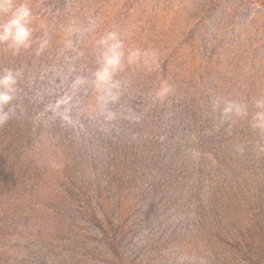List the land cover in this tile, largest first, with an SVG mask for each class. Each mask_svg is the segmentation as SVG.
Wrapping results in <instances>:
<instances>
[{"label":"trees","instance_id":"trees-1","mask_svg":"<svg viewBox=\"0 0 264 264\" xmlns=\"http://www.w3.org/2000/svg\"><path fill=\"white\" fill-rule=\"evenodd\" d=\"M110 1L104 0L101 5ZM76 2L43 0L37 11L46 10L44 15H54L48 19L56 26ZM216 2L208 5L207 13L225 17L224 8L216 6ZM241 3V0L234 1L227 14L236 26L249 21L252 15L247 5ZM96 19V15L91 16L88 26L93 27L98 22ZM86 27L83 24L75 30L69 41L70 50L65 45L60 47L65 48L60 53L66 57L65 65L63 62L62 66H51L53 71L46 72L49 81L46 79L41 90L34 88L31 92H25L13 77L11 87L5 86L9 78V59L5 55L6 45L0 40V84L7 90L0 92V96L10 97L7 103L0 102V264H9L8 261L20 264L26 253L32 254L38 264L52 263V258L43 257L41 252L53 245V224L45 228L36 224L42 211L38 201L32 200H39L35 197L37 190L33 189L45 180L49 165L45 159L46 148L61 151L53 139H58L59 135H76L77 126L90 119L82 110L101 72L95 71L91 76L75 66L76 62L87 58L86 54H78L73 59L70 56L88 37ZM41 34L28 32L34 47L41 46ZM209 47L204 44L200 49L198 59L202 69L203 66L213 67L217 50L215 47L208 50ZM261 48L264 49V44ZM102 54L99 51L88 55L93 58L85 62L95 63L97 68L100 62H106L101 60ZM224 67L220 66L221 72ZM12 70L14 73L17 68ZM57 74L66 78L62 80ZM199 74L196 80L195 75L184 80L173 79V85L180 84L191 100L188 103L177 98L178 110L167 117L166 114L156 116L157 124L170 120L169 134L154 125L150 127L153 131L136 136L137 149L133 151L147 149L153 153L139 160L133 172L116 178L117 183L109 176L103 179L102 175L84 183L79 179L59 181L55 196L65 205L64 215L69 220V236L72 237L65 242L66 245L75 242L79 253V258L72 260L75 264H179L182 260L194 264H264V125L261 124L264 120L260 117L251 129L237 124V107L227 104L229 92L222 100L219 97L221 88L231 87V78L220 72L218 77L210 71ZM141 77L138 88L153 92L147 79ZM172 78L165 74L164 80L172 81ZM160 88L159 85L157 89ZM111 96L108 93L103 101ZM247 98L245 113L261 115L256 97L247 94ZM192 104L197 105L192 107ZM21 109L25 118L13 116ZM133 109L135 105L129 111L131 117L135 116L132 119L138 113L140 116V111ZM50 112L57 119L54 127L50 125L56 133L46 122ZM216 119L219 122H215ZM38 122L42 127L37 136H42V143L32 139L21 147L22 142L11 139L13 134L21 135L18 128L25 129L27 134L29 126ZM3 129L11 133L10 138L3 135ZM134 146L132 144V148ZM20 166L25 167L22 176L16 172ZM12 189L20 193L13 202L7 198ZM6 191L9 193L3 199ZM181 192L186 196L187 206L165 202L172 198L177 200ZM162 198L160 203L158 200ZM152 202L159 203L160 210L149 216L146 205ZM48 208L53 220L55 206ZM9 210L15 213L12 230L5 217V211L9 213ZM200 237L204 238L202 243L200 241L206 251L204 256L198 257L193 250H188L186 255L182 253V245L189 244L188 249L193 248ZM152 239L156 241L154 249Z\"/></svg>","mask_w":264,"mask_h":264},{"label":"rangeland","instance_id":"rangeland-1","mask_svg":"<svg viewBox=\"0 0 264 264\" xmlns=\"http://www.w3.org/2000/svg\"><path fill=\"white\" fill-rule=\"evenodd\" d=\"M42 1L7 0L11 4V9L0 12V31L13 20L14 12L19 9L27 12L23 23L27 39L19 44L13 39L3 40L6 45L5 55L9 59L7 65L10 69L8 83L5 86L11 87L10 79L13 77L25 92H31L34 88L41 90L46 79L49 81L47 73L50 72L48 70L53 71L51 66L58 67L60 64L62 66L63 62L65 65L66 57L60 54L65 48L60 47L65 45L64 47L70 50L69 41H72L71 37L75 30L81 28L83 24L87 26L88 37L84 43L79 44V50L74 51L70 56L73 59L78 54L81 56L86 54L87 58L79 60L75 66L91 76L95 71L101 72L97 74L96 88L82 110L90 119L77 126L76 135L70 134L74 138L59 135L58 139H53L61 151L46 148L45 159L49 165L44 175L45 180L39 185L36 184L33 189L37 190L35 197L39 200L37 198L32 200L38 201V207L42 211L35 221L38 222L36 224L44 228L53 224L51 236L53 245L47 247L41 255L52 258L51 264H75L74 261L79 255L75 242L69 245L65 242L66 238H72L69 236V220L64 215L65 205L55 196L59 181L62 178L73 182L79 179L84 183L102 175L103 179L109 176L117 183L116 178L126 172H133L140 163L139 160L153 153L147 152V149L141 152L133 151L137 149L136 136H141L144 131H153L150 127L154 125L163 133L169 134L170 120L166 119L157 124L156 116L166 114L167 117L171 112L178 110L175 106L177 98L188 103L191 100L190 94L184 92L180 84L173 85L174 78L177 81L195 75L193 79L196 80L199 73L206 74L210 71V74H216L218 77L220 72L221 75L231 78V87L221 88L219 97L222 100L224 94L229 92L230 102L227 104L237 107L236 123L251 129L260 117L264 120V49L261 48L264 44V0H241V4L247 5L252 12L250 20L242 22L241 26L234 25L232 18H227L229 9L236 0H217L215 3L216 6L224 8L226 18L222 14L211 16L207 13L208 5L214 0H112L105 5H101L104 0H75L76 5L69 8V12L58 20L56 26L48 19L54 15H44L46 10H43V13L37 11ZM94 15L98 22L93 24V27H89L88 21ZM234 17L237 18L236 15ZM28 32L39 34L42 32L39 37L42 48L32 45ZM204 44L210 46L208 50L215 47L217 51L211 64L213 67L207 68L202 65V69L198 58ZM99 51L103 53L101 60H106L105 64L100 62L95 68V63L85 62L93 58L88 55ZM114 56L119 62L110 65L108 61ZM233 60L236 63H233ZM221 65L225 66L222 72ZM15 67L17 70L13 73L12 69ZM165 74L173 77L172 81L166 82ZM0 75H2L1 69ZM57 75L62 80L66 78L61 74ZM141 75L154 88L153 92L138 88ZM101 76H105V79L102 80ZM159 85L160 90L157 89ZM165 88L167 91H164ZM0 92H7L1 84ZM108 93L112 96L103 101ZM153 93L156 94V98ZM44 94L47 96V93ZM247 94L251 98L256 97L259 104L257 110L261 111V115L245 113L246 104L249 103ZM153 99L159 100L158 103ZM134 105L133 110H139L140 116L138 113V116L132 119L135 116L131 117L129 111ZM196 105L192 104V107ZM13 116L25 118L22 109L15 111ZM46 118L49 126L54 127L57 124L52 112L48 113ZM215 122L219 120L216 119ZM261 124L264 125V122ZM51 126V131L56 133ZM41 127L39 122L31 124L27 134L25 129L18 128L21 135L13 134L11 139L22 142L21 147L32 139L42 143V136H37L41 133ZM2 132L5 137L10 138L9 131L5 133L3 129ZM142 138L145 136L143 135ZM132 144L136 147L132 148ZM38 156L41 158V151ZM16 172L22 176L25 167H18ZM5 193L3 199H6L5 196L9 192ZM16 194L20 193L12 189L7 198L13 202L15 197H18ZM21 195L24 196V193ZM161 200L163 198L158 201ZM165 202L178 206L188 205L183 192L178 195L177 200L173 201L172 198L171 201L165 200ZM50 205L55 206L53 220L48 212ZM146 209L150 216L159 212L160 204L152 202L146 205ZM5 212L9 228L12 230L15 213L11 210L9 213ZM200 238L201 240L197 241L193 248L188 249L189 244L182 245V253L186 255L188 250H193L198 257L204 256L206 251L201 247L204 238ZM151 242V248L154 249L156 241L152 239ZM8 263L11 264L10 261ZM20 264L38 263L33 260L32 254L26 253ZM179 264L194 263L182 260Z\"/></svg>","mask_w":264,"mask_h":264},{"label":"clouds","instance_id":"clouds-1","mask_svg":"<svg viewBox=\"0 0 264 264\" xmlns=\"http://www.w3.org/2000/svg\"><path fill=\"white\" fill-rule=\"evenodd\" d=\"M11 9V4L7 2V0H0V12H7ZM13 20L9 25L3 27L2 31H0V40H8L13 39L17 44L22 43L27 39V32L23 27V23L26 20L27 12L24 9H19L13 13ZM114 39V38H113ZM118 58L113 57L108 61L110 65L117 64ZM101 79H105V76H101ZM7 84L8 81H5ZM164 91H167L165 88ZM10 100V97L7 95L0 96V102L7 103Z\"/></svg>","mask_w":264,"mask_h":264}]
</instances>
